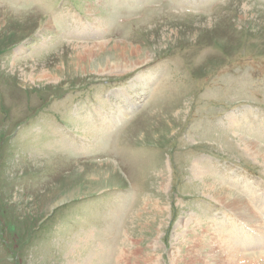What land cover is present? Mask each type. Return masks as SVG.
Instances as JSON below:
<instances>
[{
  "label": "rangeland",
  "instance_id": "374dc122",
  "mask_svg": "<svg viewBox=\"0 0 264 264\" xmlns=\"http://www.w3.org/2000/svg\"><path fill=\"white\" fill-rule=\"evenodd\" d=\"M0 264H264V0H0Z\"/></svg>",
  "mask_w": 264,
  "mask_h": 264
},
{
  "label": "bare ground",
  "instance_id": "6f19581e",
  "mask_svg": "<svg viewBox=\"0 0 264 264\" xmlns=\"http://www.w3.org/2000/svg\"><path fill=\"white\" fill-rule=\"evenodd\" d=\"M99 47L101 48V46H99ZM46 75H47V74H46ZM51 77H52V76H51ZM48 79H49V78H48ZM51 79H52V78H51ZM240 200H242V199H240V198H238V197H235V198L232 199V202L230 203V204H232L234 207H236V206L238 207V206H239V210H238L239 212H240V207H241V206H246V204L244 203V201L242 200L243 203H241ZM242 208H244V207H242Z\"/></svg>",
  "mask_w": 264,
  "mask_h": 264
}]
</instances>
